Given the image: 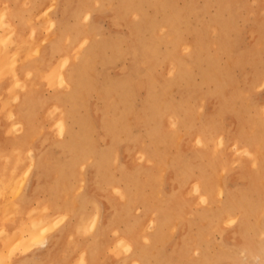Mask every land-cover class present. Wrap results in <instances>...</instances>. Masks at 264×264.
Instances as JSON below:
<instances>
[{
    "label": "rangeland",
    "instance_id": "374dc122",
    "mask_svg": "<svg viewBox=\"0 0 264 264\" xmlns=\"http://www.w3.org/2000/svg\"><path fill=\"white\" fill-rule=\"evenodd\" d=\"M35 3H38V0H36ZM155 4H157V8L154 6ZM167 5L169 12L175 15L174 27L170 28V30H172L173 32L174 38H169L168 36H166L165 32L162 29H158V33L164 35L166 38H158V40L155 41L154 50L149 53L155 62L154 76L156 81H151L153 86L152 90H154V92L161 98L159 106L162 109L158 111L156 116V120L158 119V124L160 122V124L158 125L160 128H158V132L160 133H157L158 138L162 133V135L160 136L161 140H157L156 146L153 147L151 143V141L153 142L152 136L156 131V129L154 128L155 119H149L146 116H142L141 118H139L144 108L152 106V103L144 102L147 93L145 87H143V82L141 80L139 82H136L134 79H132V77L138 73L139 67L141 68V65L139 64V62H136V59L129 52V42L127 39L126 41L121 42L116 38V36H114L115 39H110L117 42L118 46L117 44H115V46L106 43L101 44L107 47L106 55L108 57H111V60L115 55L114 49L118 48L121 52V56L118 59L114 58L115 61L107 60L108 62L103 63V65L97 64L95 69L96 73L94 77V88L93 91H90V93L88 94V99L86 101V103L88 104L87 106L89 107L86 109V112L84 111V108L80 109V111L85 113L88 118L92 117L89 120L91 121V125L96 127V131L92 135L91 142L97 147H101V144H103V146L108 149L106 150V152H110L108 155L110 158V162L105 168L103 167V172L106 176L105 179H107L108 177L110 178V180H114V183H112L115 184L116 189L119 184H121L119 187H122V182L120 180L121 174L119 172V169L121 168L125 169L126 174L129 173V175H132L133 179H135L134 182L136 183V186H131L130 190L131 192L133 191L132 194L134 195L132 200L137 199V201L131 203L132 209H119V216L114 221V223L110 226H106L112 214V207H110L111 204L115 203L116 205H120L122 202L127 201V194H123L120 192L118 193V191H116L115 187L112 185H106L103 182L95 183L93 180H91V177L95 174L94 169L85 167L83 168V170L81 169V173L83 172L82 174L84 181L81 180L79 183L81 185L80 190L85 193L88 199L83 209H74L75 211L78 210L75 212L69 207H67L66 209L64 206L54 208L50 206L49 201H45V204L48 205V207H45L44 204L42 205L40 203V201L45 200L46 198H38L33 201V205H31L32 207L29 208L31 209L30 212L26 213L25 216H28L33 212L35 213V209H37L38 211L36 210L35 215L33 213L26 218L22 213L20 214L18 210H13L4 214L3 218H1L0 220V264H21L20 260L17 258L22 255L23 251L31 249L34 244L35 246L38 244L36 241V243L32 242L33 234L30 230V226L36 221L38 222V224L36 225V229L38 230L36 231L38 233V239L50 240L55 238L61 240V245L57 248H61L60 252L62 254H72L77 252L79 253L80 257H82V254H85L86 251L93 250V252L95 251V254L104 253L107 256L113 257L118 261V264H133L132 260L134 259V257L128 256V250H125L124 246L121 247V242L118 238L121 232H123L124 227L122 226H124V222L128 221L129 218L133 219L134 216H136L135 214H140L138 215L139 217L136 216L138 219L135 217L138 223L135 224L130 229V231H128V233H131V235L134 236V239H136L137 242L141 244L145 242V244H148L149 242L144 237L146 234H149L153 230V227L151 225L153 219L155 218V212L153 209H155L157 205H161V202L163 204V207L166 206L164 208L162 206L161 207L163 209H168L169 212H175L174 209H171L172 207H174L175 200H178L181 203L183 202L187 209L181 211L182 215L184 217H187L188 215L190 216L194 209L188 208H196V206H198L199 192L194 188L195 181L198 178V168L193 166H189L188 168V160H190V158L193 156V153H197L199 156H201V159L203 158V161L206 162L207 159H211L214 149L211 142L206 143L204 141L202 143L204 145L203 146L201 142L196 141L194 135H196L197 132H208L207 129H209L213 125L219 127L222 136L227 135L225 127L226 125L227 127H232V130H235L237 127V122L241 121V127H243V130H248V132H251L252 130L254 132V129L256 131L257 127L260 125L261 131L256 132L257 136H259L260 139L257 141V144L253 146L251 157L253 156V153H255L254 155L256 156V154H258V152L260 151V157L258 158L257 155L256 158L257 160H260V163L255 171L257 173L256 177H258L259 175V177H261V181L258 186V180H256L255 177L256 183L251 193L252 198L256 199L255 194H258L257 187H259V195L262 197V199H264V115L262 116V110L258 111L259 106L264 104V0H101L100 8L99 10H95V12L104 11V15L100 21V24H96V27L94 29L99 34L98 36H95V43L98 44V42L101 41L99 36H102L104 38L109 37V35L125 36L126 34H128L130 29H133V31L137 35V38L142 41V37L140 36L141 33L148 34L151 25L160 24L157 23V21L160 20L164 21L165 13L161 11L160 8L162 6L167 7ZM113 7L119 11V19L123 22L120 23L119 26L116 25L110 17L112 12L115 10L113 9ZM131 8H139L142 10L143 18L140 21L135 20V17L132 15V13L129 12ZM42 11L43 13L41 12L39 14L40 19H45V21H48V18H55L56 20L55 26L47 28V25L44 28V31L42 30L43 32L41 33V38H47V40H42V46H44L45 44H47L48 39L53 38L60 32L59 20L62 17V13L59 9H57L55 0H47ZM46 13L47 16H45L44 18L43 16L44 14L46 15ZM163 21H161V23ZM206 24H209L210 26L211 39L209 40V42L203 44L202 41L198 40L197 38V29H199L200 26ZM219 32L220 43L218 42V44L216 43V40H218ZM12 33L13 31L10 32L9 35H12ZM150 36L151 34L149 35V37ZM119 42H121V44ZM144 44L145 43L142 42L139 47L142 48ZM217 45H219V47ZM139 52L140 50L136 49L137 59ZM176 58L178 61H182L183 63H191V66H187L186 71L177 72V70L174 69V61ZM24 61H27L25 57H23L19 61V63H22ZM217 69L220 71L216 73ZM208 71L212 72V76L206 78V73ZM119 73H124V77L127 78L124 81V85L122 87L126 96V105L128 107H125V127L123 129H118L116 140L112 141L109 136L101 139L102 126L100 127L98 125V122L94 120L93 114L95 113L92 112V107H96L101 104V101L97 96L96 88L97 85L104 80V78L113 79L116 78V75ZM213 74L215 75L213 76ZM109 82L110 87H112V80H109ZM115 86H117V82H115ZM51 88L46 86L45 89H43L42 94L47 98L51 97L55 91L53 87ZM187 89H189V92H187ZM110 90L111 88L109 89V92ZM108 93L106 94L107 98H113L111 101L116 102L117 98L112 94L109 95ZM184 96L187 97L184 98ZM14 102L15 103H13L12 101L11 104H14V107H16L18 102ZM111 104L117 107L116 111H118L120 110V108H123L121 105H123L124 103ZM54 107L55 106L53 102L47 103L45 116L41 120L43 129L42 131L46 132L47 135H49V133H55V122L60 116V114L57 113L58 108H56V110L54 109ZM169 111L176 112V114L173 112L170 113L174 114L173 116L175 117V119L182 120V122H184V125L182 124L180 126L179 124H173L170 117H168V115L165 113ZM237 112V116L239 117L240 121L234 114ZM136 113L137 116L135 115ZM107 117L110 120L112 119V112L110 110L107 112ZM251 118L253 121L252 129L248 124ZM14 120V131H17L16 133H21L23 122L18 117H14ZM48 121L50 124L48 123ZM186 124H188V126L192 128V130L190 129L189 131L191 132V135L193 137L187 135L188 132L184 127L186 126ZM175 125L176 127H178L176 128ZM171 136H173V138ZM192 144L194 147L192 146ZM226 146L217 147V158H219L218 161L221 159L225 161L228 160L229 171L225 174V180L234 188L236 187V185L239 186L240 184H243L244 179L239 177V173L242 171L245 172L248 167L252 166V164L250 165L251 157L245 155L244 152L237 151V147L232 144V140L229 141V144ZM141 147H145V149L151 150L150 153L143 156L144 154L141 152ZM161 149L163 150V152ZM95 151L96 153H94ZM95 151L93 152V156L97 158L99 157L98 154L100 151L99 149H95ZM20 153L23 154H20L23 162L17 159L14 161L13 166L9 164L0 165V181H3L4 186H6L7 182L5 179L6 174L8 173L12 175V172L15 170V172H13V183L10 184L11 181L9 182L10 186L8 187V190L10 191L7 190L8 192L6 193V197L3 198L2 196H0L1 209H23L21 206H19V194H23L27 183L35 175L34 171L30 169V166L28 165L30 151L26 150L21 151ZM18 154L19 153H17V157H19ZM181 154L183 156H181ZM27 155L29 157H27ZM161 159L164 160L163 163L159 162L161 161ZM192 161H195L194 156ZM19 162L23 163V166L19 165ZM138 162H140L141 164ZM24 169L26 171V175L23 174L25 176V179L22 174L16 175L19 172H23ZM110 170L113 171L114 175H112V171ZM181 170L182 172H180ZM147 174L149 175L147 176ZM115 175H117V177L113 179ZM180 178H186L185 182ZM117 179L118 182H116ZM177 180L181 182V185L178 184ZM93 184L94 186H92ZM0 187L2 186L0 185ZM161 188L166 193L176 190L178 193L180 192L178 195L182 194L183 196H175L174 199L171 198L164 200L165 198H161L163 192ZM181 189H183V191H181ZM98 193H100V195ZM41 194L43 196L45 195L44 193ZM42 195L41 197H43ZM136 195H138L139 197H137ZM39 199L41 200L39 201ZM59 199L60 200H58V204L62 203L65 199L64 193L61 194V197H59ZM156 201L158 203H156ZM144 202H146L148 207L145 206ZM192 202L194 204H191ZM77 204L78 203L76 202V206H78ZM153 206L155 207L153 208ZM215 207L216 203L213 204V208ZM147 208L153 209L151 210ZM158 208H160V206ZM143 209L145 210L143 211ZM198 209H201V207L198 206ZM97 210L99 213V222L97 221L96 225H93L92 228V225H90V220L92 221L94 212ZM54 211L56 213H53ZM60 211L66 215L65 218L59 219V216L62 215L59 214ZM37 212L39 213L37 214ZM206 214L208 215V212H206ZM9 215L11 218L9 217ZM23 216L25 217V219ZM41 216L44 220L40 218ZM82 216L85 220L80 221ZM193 217V223L190 226L188 225L189 221H186L187 223L185 222L182 226H179L177 228L173 227L172 221H169L167 223L168 229H165V231L163 229V232L161 234L164 235L162 237L163 239H168L166 242H164L163 246V250L165 252H169L172 248H176L178 246L176 242L182 237H185V239L187 238V241L189 242V240H191L190 236H193L200 231H197L198 229H201L202 226L203 229H206L208 227L210 217H207L206 215H203L202 217L199 215ZM12 218L15 219L13 220ZM72 218L75 219L73 220ZM252 218L254 219V217ZM199 219L201 220L200 223H198ZM50 220L53 224L50 223ZM15 222H17L18 224H16ZM40 222H42L43 224V226L41 224L42 227H38L40 225ZM49 224H51L52 226H50ZM25 225H27V227H24ZM48 227L51 229H48ZM90 227L91 231L89 230ZM40 230L42 231V233L44 230V236L40 232ZM137 230H140L139 233ZM80 232L82 235L80 234ZM230 232L232 233L229 234L226 230L223 233L217 230L211 231L212 236L214 235L212 237L214 242L211 245L207 244L205 235L202 236V238L205 239V241L203 240L205 245L208 246L207 250L210 251V253L215 257H217L220 249L218 244H225L224 241L230 240L229 236L233 234L231 239V247L234 252L231 249L230 256L236 255L235 257H242V252H240L238 248L234 249L235 247H238L236 246V244L242 243L241 236L238 237L237 241V236L235 234L236 230L232 229ZM3 233H7L8 235H10L7 236L6 234V236L4 237ZM115 233L116 236L114 235ZM128 233L126 232V235H128ZM184 233L187 235L184 236ZM29 234H31V236ZM39 234L45 237V239ZM15 235L17 236V238ZM23 235H25V237ZM13 236L15 237V240L12 241V239L14 238ZM7 237H9V239ZM108 237L110 239H108ZM65 238L67 241H64ZM8 240H10V242L12 241V244L8 242ZM72 240H75L76 243H74V241ZM105 240L107 242H104ZM253 240H257V236H255V238L253 237L252 241ZM22 241L23 243H20ZM28 241H30L31 244H28ZM5 243L9 244L7 245V251V246L4 247V245H6ZM24 243H26L27 245ZM118 245H120L122 249L118 247ZM95 246L98 248L95 249ZM149 247L151 248V246ZM191 250H193V248H191ZM124 252H126L127 254ZM2 256L4 257V260ZM1 261L4 262L1 263ZM81 262L82 264H84L83 260H81ZM232 263L235 264V261H233Z\"/></svg>",
    "mask_w": 264,
    "mask_h": 264
},
{
    "label": "bare ground",
    "instance_id": "6f19581e",
    "mask_svg": "<svg viewBox=\"0 0 264 264\" xmlns=\"http://www.w3.org/2000/svg\"><path fill=\"white\" fill-rule=\"evenodd\" d=\"M46 1L47 0H38V3H35L36 0H0V112L2 111L4 113L7 112L8 117H11V118L12 117L20 118L21 121L23 122V126H25V130L23 129V132H21L20 134L19 142L21 145H24V146L29 145L28 148L26 147L27 149L25 148L27 151L28 150L30 151V157L27 155V157H29L28 165L30 166V169L34 171L35 173L34 176L37 179V182L33 188L34 189L33 193L34 191L42 190L43 193L46 195V196L42 195L43 197H40V198H46L45 200L39 199V201L41 200L40 203L42 205L44 204L45 207L46 206L48 207V205L45 204V201H49L51 207L58 208V207L64 206L66 209L67 207H69L71 210L75 211L74 209H83L85 203L88 200L85 193L80 190L81 185L79 183L81 180L84 181L83 174H82L83 172L81 173V169L83 170V168L85 167L93 168L95 171V174L94 176L91 177V180H93L95 183L103 182L106 185H112L115 187V184H113L114 180L111 179L112 180L111 181L110 178L108 177L107 179H105L106 176L104 175V172H103L104 171L103 167L105 168L110 162V158L108 156L110 152H106V150L108 149H106L103 146V144H101V147H97L91 142L92 135L96 131V127L91 125V121L89 119L92 117L89 116L90 118H88L85 115V113L80 111L81 108H84V111L86 112V109L89 107L87 106L88 104L86 103V101L88 99V94L90 93V91H93V88H94V77L96 73L95 69H96L97 64L103 65V63L108 62L107 60L115 61L114 58L118 59L121 56L120 50L118 48L114 49L115 55L111 60V57H108L106 55L107 47L101 44L106 43V44H111L112 46H115V44H117L118 46L117 42L110 39V38L115 39L114 36H116V38L120 40L121 42L126 41L127 39L129 42V52L136 59V62H139V64L141 65V68L138 66L139 67L138 73L134 75L132 79H134L136 82H139L140 80L143 82V87H145L146 93H147V96L144 102L152 103V106L144 108L139 118H141L142 116H146L149 119L150 118L155 119L154 128L156 129V131H155V134L152 136L153 142L151 141L154 147L157 144V140H161L160 136L162 135L161 133L159 138L157 136V133H159L158 125L160 124V122L158 124L157 122L158 119L156 120L157 113L161 109V107L159 106V102L161 101V98L154 92V90H152L153 86H152L151 81H156L155 76H154L155 62L149 53H151L154 50L155 41L158 40V38L160 37H165L164 35L158 33V29H162L165 32L166 36H168L169 38H174L173 32L172 30H170V28L174 27L175 15L169 12L168 5L167 7L162 6L160 10L165 13L164 21L160 20V21H157V23H160V24L151 25L149 28L148 34L141 33L140 36L142 37V41L137 38V35L133 31V29H130L128 34H126L125 36L109 35V37L107 38L99 36L101 41H99L98 44H96L95 36H98L99 34L94 29L96 27V24H100V21L104 15V11L95 12V10H99L100 5H101V0H55L57 9H59L62 13V17L59 20L60 32L58 33V35H55L53 38L48 39L47 44L42 46V43H43L42 40L44 38L43 37L41 38V33L44 31V28L47 25H48L47 28H51L52 26H55L56 24L55 18L50 19L47 17L48 21H45V19L43 20V19H40L39 17V14L41 12L43 13L42 9L44 8ZM154 6L156 8L158 7L157 4H155ZM113 9L115 8L113 7ZM129 12L132 13V15L135 17V20L137 21H140L143 18V12L139 8H131ZM45 16H47V13L46 15L44 14L43 17L45 18ZM110 17L112 18L113 22L118 26L120 23H123L119 19V11L117 9H115L112 12ZM161 21L163 22L161 23ZM12 31H13L12 35H9L10 32ZM150 34L151 36L149 37ZM197 38L198 40L202 41L203 44H205L206 42H209V40L211 39L209 24L202 25L199 27V29H197ZM44 40H47V38ZM121 42L119 43L121 44ZM140 42L145 43L142 48L139 47V45L141 44ZM218 42L220 43V32L218 33V40H216V43ZM217 46L219 47V45ZM136 49L140 50V52L138 53V59L136 56ZM23 57H25L27 61L19 63V61ZM187 66L190 67L191 63H188V62L183 63L182 61H178L177 58L174 61V69H176L177 72L186 71ZM218 71L220 70L217 69L216 73ZM214 75L215 74H213V76ZM211 76H212V72L208 71L206 73V78H209ZM126 79L127 78L124 77V73H121V74L119 73L116 75V78H113V79L104 78V80L100 84L97 85V88H96L97 96L100 99L101 104L99 106L92 107L93 111L92 110L91 111L96 114V115L93 114L94 120L98 122V125L100 127L102 126L101 139H103L106 136H109V138L112 141H114L117 138L118 129H123L125 127V122H124L125 107L126 108L128 107L126 105V96L124 94V90L122 89V87ZM109 80H112V87H110ZM115 82H117V86H115ZM46 86L50 88L53 87L55 89L53 95L49 98L45 97L42 94L43 89H45ZM110 88L111 90L109 92ZM187 92H189V89H187ZM107 93L109 95L111 94L114 95L117 98V101L113 102L111 101L113 98H110V97L107 98V95H106ZM186 97L187 96H184V98ZM12 101L13 103H15L14 101L18 102L16 107H14V104H11ZM49 102L54 103V106H55L54 109L58 108V110L57 109L56 110H57V113L60 114V116L58 117V120L55 122V133H49V135H47L46 132L42 131L43 129H42L41 120L45 116L46 104ZM111 103H120V104L124 103V104L121 105L123 107L122 109L120 108V110L116 111L117 107L113 106ZM10 105H13V106L10 107ZM109 110L112 112L111 120L108 119L107 117V112ZM260 110H262V113H263L262 116H263L264 115V104L259 106L258 111ZM170 112H173L175 114L176 112L174 111L165 112L168 115V117H170L173 124H176V125L179 124L180 126L182 124L184 125V122H182V120L175 119V117L173 116L174 114ZM234 114L237 116L238 112ZM135 115L137 116V113ZM12 121L15 122V120H12ZM251 121H252V118L249 120L248 124L252 129L253 121L252 122ZM241 125H242L241 121L237 122V127L235 130H232V127H227L226 125L225 126L226 134H227L226 136H222L219 130V127L216 125H213L209 129H207L208 132H197L196 135H194L196 138V141L201 142V144L204 141L206 143L211 142L214 147L213 152H212L213 154L210 160L207 159V161L204 162L203 158L201 159V156H199L197 153H193L194 160L196 162L192 161L193 156L190 158V160H188L189 161L188 168L189 166L198 168V175H197L198 178L195 181L194 188L196 189V191L199 192L198 206H200L201 209H198V206H196V208L195 207L188 208V209H194V210L190 214L191 217L188 215L187 216L188 218H187V217H184L181 212L184 209H187V207H185V204H183V202L181 203L178 200H175L174 207L171 208V209H174L175 212H169L168 209H163L166 206L163 207L162 206L163 204L160 201L161 205L160 204L157 205L158 207L160 206V208H158L156 205H155L156 206L155 209H153L155 206H153L152 208L155 212V218L153 219V222L151 224L153 227V230L151 231L150 229L151 232L149 234H146L144 237L149 242L148 244H145V242L142 244L137 242L136 239H134V236L131 235V233L130 234L128 233V231H130V229L135 224L138 223L135 217L140 214H135L136 216H134L133 219L129 218V220L126 222L123 221L125 223L124 226L121 225L122 224L121 222H120L121 224L119 223L122 227H124L123 232H121L120 235L118 234L119 235L118 238L121 242L120 245L121 247L124 246L125 250H128V253H129L128 256L134 257V259L132 260L133 264H140V263L141 264H153V263L154 264L155 263H158V264H211V263L212 264H233L232 263L233 261H235V264H264V199H262V197L259 195V191H258L259 187H257L258 194H255L256 199L252 198V193H251L256 183V180H258V186L261 181V177H259V175L258 177H256L257 173L255 171V169L257 168V166H259V163H260V160L256 159L257 155H258V158L260 157L259 156L260 151L258 152V154H256V156L254 155L255 153H253V156H252L253 158L251 157L252 148L254 145L257 144V141L260 139L259 136H257L256 132L257 131L260 132L261 129L259 125L256 131L254 129V132L253 130L251 132L250 131L248 132V130H243V127H241ZM184 127L186 131L188 132L187 135L192 136L191 132L189 131L190 129L192 130V128L189 127L188 124H186V126ZM12 130H15V128L14 129L12 128ZM13 132H12V135H14L17 131L14 133ZM173 136L171 137L173 138ZM231 140H232V144L235 145V147H237L236 148L237 151L244 152L245 155L250 156L252 158V159L250 158V165L252 164V166L248 167L246 171L244 170L245 172L242 171L239 173V177L244 179L243 184H240L239 186L236 185V187L234 188L232 187V185L228 184V182L225 180V174L229 171L228 160L225 161L221 159L218 161L219 158H217V151H218L217 147L226 146L229 144V141ZM20 144H19V147H20ZM145 147L140 148L141 152L144 154L143 156L149 154L151 151V150L145 149ZM25 149L23 151H26ZM95 149H99L100 151L98 154L99 157L97 158L93 156V152L95 151ZM3 150H4V147H3ZM21 151L22 149L19 151H15V153L16 152L19 153L18 156L20 154L23 155L22 153H20ZM94 153H96V151ZM182 154L181 156H183ZM18 158L20 161L21 158L20 157ZM11 159H10V162L12 161ZM21 162H23V160H21ZM159 162L163 163L164 160L161 159V161ZM149 167H146V168H149ZM182 170L180 172H182ZM13 172H15V170ZM25 172L26 171L24 169L23 172H19L16 175L22 174V176H24L26 175ZM119 172L121 174L120 180L122 182V187H119L121 185L119 184L117 186V189L115 187V190L118 191V193L120 192L123 194H127V196L124 195L126 196L127 201L122 202L120 205H116L115 203L111 204L110 207H112V214L110 213L111 216L106 226H110L114 223V221L119 216V209H132L131 203L137 201V199L132 200L134 195L132 194L133 191L131 192L130 190L131 186H136V183L134 182L135 179H133V176L129 175V173L126 174L125 169L121 168L119 169ZM253 174H254V178H253ZM112 175H114L113 171H112ZM117 175H115L113 179L117 177ZM148 175L149 174H147V176ZM13 177H14L13 175L10 177H7L6 186L3 185L4 183L2 180L0 181V185L2 186L0 187V196H2L3 198L6 197V193L10 191L8 190L9 189L8 187L10 186L9 182L11 181L10 184L13 183ZM255 177H256V180H255ZM24 179H25V176H24ZM180 179L185 182L186 178H180ZM116 182H118V179ZM178 184L181 185V182L178 181ZM92 186H94V184ZM181 191H183V189H181ZM163 192H162L161 198H165L164 200L171 199V198L174 199L175 196H180V195L183 196L182 194L178 195L180 192L178 193L176 190H173L167 193L165 191ZM62 193H64L65 199L63 200L62 203L58 204V200L62 199V198L59 199ZM98 194L100 195V193ZM136 196L139 197L140 193H139V196L138 195ZM18 198H19V206L22 207L21 204L23 203L22 201H24L23 194L20 193ZM76 202L78 203L77 204L78 206H76ZM156 203L158 202L156 201ZM214 203H216L215 208H213ZM144 204L146 207H148L146 202H144ZM191 204H194V203L192 202ZM31 207L32 206L30 205L29 208ZM22 208L26 210L29 209L28 207H22ZM147 209H151V208H147ZM36 210L37 209H35V213H36ZM144 210L145 209H143V211ZM61 211L59 214H62V215L59 216L60 217L59 219L61 218L63 219L66 217V215L62 213L63 211L62 212ZM18 212H20L21 214L20 208L18 209ZM29 212L30 211H28L27 213ZM56 212L54 211L53 213H56ZM206 212H208V215L206 214ZM33 213H30V215H32ZM38 213L39 212H37V214ZM172 214H175V215H172ZM198 215L201 217L203 215L210 217L209 219L210 221L208 220L209 221L208 227L206 229H203V226H202L201 229H198L197 231L199 230L200 231L197 232V234L194 233L195 235L190 236L191 240H189V242L187 241V238L185 239V237H182L176 242L178 245L176 248L171 247L172 249L169 252L168 251L165 252L163 250V246H164V242H166L168 239L167 240L163 239L162 237L164 235H161V234L163 232V229L164 231L165 229H168L167 223L169 221L170 222L172 221L173 227L177 228L179 226H182L183 223H185L186 221H189L188 225L190 226L193 223L192 221L194 218L193 216H198ZM28 216H25V217L27 218ZM98 216H99V213L97 210L94 212L92 221L90 220L91 222L90 225H92L91 226L92 228H93V225H96L98 221ZM252 217H254V219ZM40 218H42V216ZM42 220L44 219L42 218ZM82 220H85L83 219V216L81 217L80 221ZM200 221L201 220L199 219L198 223H200ZM42 222L39 223L40 225L38 227L43 226ZM15 223L18 224L17 222ZM50 223H52L51 220H50ZM37 224L38 222L36 221L30 226V230L33 234L32 242L36 241L37 243H45L46 240H39L37 237L38 235V233L36 232L38 231L36 229ZM49 225L52 226L51 224ZM24 227H27V225H25ZM91 227L89 229L90 231H91ZM48 229H51V228L48 227ZM232 229L236 230L235 234L237 236V241H238V237L241 236L242 243L236 244V246L238 247H235L234 249L238 248L240 252H242L243 256L242 257L239 256V258L235 257L236 255L235 256L233 255L234 257L230 256V250L232 249L231 247L232 245L231 239L233 235L232 234L229 236L230 240L224 241L225 244L224 243L218 244L220 249H219V253L217 257H215L213 254L210 253V251L207 250L208 246L205 245L204 243L205 239H203L202 236L205 235L207 244L211 245L214 242L212 239L214 235L212 236L211 231L217 230L223 233L226 230L227 233L230 234L232 233L230 232ZM40 232L42 233L41 230ZM126 232L128 233V235H126ZM6 234L3 233V236L5 237ZM42 234L44 236V230ZM9 235L7 234V236ZM29 235L31 236V234ZM114 235L116 236V233ZM186 235L187 234L184 233V236ZM23 236L25 237V235ZM40 236L43 237L42 235ZM255 236H257V240L255 241L253 240L254 241L253 242L252 238L253 237L255 238ZM7 238L9 239V237ZM43 238L45 239V237ZM108 239L110 238L108 237ZM13 240H15V237L12 239V241ZM72 241L76 243L75 240H72ZM8 242H10V240H8ZM104 242H107V241L105 240ZM20 243H23V241ZM5 244L6 245H4V247L9 245L7 243ZM28 244H31V242L28 241ZM120 245H118V247H120ZM149 246H151V248ZM81 247H84V246H81ZM96 248L98 247L95 246V249ZM191 248H193V250H191ZM7 249H8V246L6 248V251ZM44 250H47V249H44ZM104 250H105V247H104ZM91 251L93 252V250H90L88 252H91ZM232 251L234 252L233 249ZM101 254L102 253H100V255ZM82 255H84V253ZM51 257H54V256H51ZM2 258L4 260L3 256ZM102 260L104 259H101V262ZM72 261L73 259L71 260V262ZM83 261H84V264H86L84 259ZM2 262L4 261H1V263ZM96 263L100 264L99 262H96Z\"/></svg>",
    "mask_w": 264,
    "mask_h": 264
},
{
    "label": "crops",
    "instance_id": "0c3cea01",
    "mask_svg": "<svg viewBox=\"0 0 264 264\" xmlns=\"http://www.w3.org/2000/svg\"><path fill=\"white\" fill-rule=\"evenodd\" d=\"M10 107H12V105H10ZM7 114H8L7 112L6 113H4L3 111L0 112V165H3V164L8 165L9 164V165L13 166L14 161L17 159L19 160L15 151H19L21 149L23 151L26 147L28 148L29 145L24 146V145L20 144L19 139H20L21 133H15L14 135H12V132L14 131V130H12V128H14L13 127L14 121H12V120H14V117H12V118L8 117ZM23 129L25 130V126H23V128L21 129V132H23ZM16 140H17V142H16ZM19 144H20V147H19ZM3 147H4V150H3ZM19 157H20V155H19ZM20 158L22 160V157H20ZM10 159L12 160L11 162H10ZM5 160H7V161H5ZM22 164L23 163H19V165H22ZM12 175L6 174V177H5L6 181H7V177H10ZM36 182H37V179L35 178V176H33V178L30 179L29 182L27 183L26 188L23 192V200L24 201L21 200L23 202L21 204L22 207H28L29 208L30 205H33V201H35L36 198L38 199L41 197V195H42L41 193H43L42 190L41 191L37 190V191H34L35 194L33 193V190H34L33 188H34ZM13 210H18V209H9V210L8 209H0V220H1V218H3V216L6 212H11ZM25 210L26 209H20V211L23 215H26V213L28 211H30L31 209H27L26 211ZM65 241H67V240L65 239ZM60 242H61V240L54 238V239L46 240L45 243H38L36 246L32 247L31 249H27V250L23 251L22 255L19 256V258H17V259L20 260L21 264H70V263L71 264H77L79 262H80L79 264H82V262L80 260V258H82V257H80L79 253L75 252L72 254H62L59 250L60 248L59 249L57 248L61 245ZM56 244H57V246H56ZM44 249H47V250H44ZM88 251H86V253L83 255V258H82V260L83 259L85 260L86 264H95L96 262H99L100 264L101 263L102 264H118V261L115 260L111 256H109V257H111V258H109L107 255L101 254L102 255L101 256L99 253H96V255H95L94 252H88ZM76 253H77V255H76ZM97 254H98V256H97ZM33 256H35V257H33ZM51 256H54V257H51ZM72 259H73V261L71 262ZM101 259H104V260H102V262H101ZM96 264H98V263H96Z\"/></svg>",
    "mask_w": 264,
    "mask_h": 264
}]
</instances>
